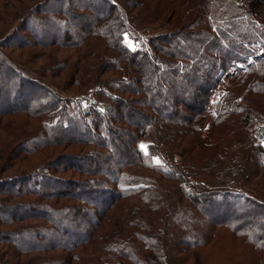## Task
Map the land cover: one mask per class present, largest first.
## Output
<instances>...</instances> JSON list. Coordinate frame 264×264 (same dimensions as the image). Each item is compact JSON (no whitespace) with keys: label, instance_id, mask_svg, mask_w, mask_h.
<instances>
[{"label":"trees","instance_id":"1","mask_svg":"<svg viewBox=\"0 0 264 264\" xmlns=\"http://www.w3.org/2000/svg\"><path fill=\"white\" fill-rule=\"evenodd\" d=\"M32 3L16 13L26 34L20 28L1 41L0 73L16 81L0 76L7 85L0 87V118L27 116L26 128L0 120L2 162L9 160L0 172L31 163L34 154L46 152L50 160L0 179V264H183L223 231L239 240L243 255L234 264H247V254L264 264V0ZM29 19L53 20L61 29L41 34ZM142 23L161 33L142 40L136 33ZM98 41L107 54L97 62L88 53L96 62L85 78L82 68L91 66L82 65V48ZM29 47L54 60L48 71L60 76L57 85L39 77L48 76L45 69L26 68L4 50ZM70 49L79 54L75 59L60 57ZM109 70L117 76L106 79ZM225 76L224 94L213 103ZM88 84L97 101L74 96ZM156 144L177 151L182 168L151 166ZM238 161L241 184L254 185L249 196L241 185L225 183ZM67 171L85 181L55 175ZM192 173L215 184H188ZM226 199L233 209L219 214ZM124 203L127 216L109 215ZM137 205L144 211L133 221ZM111 222L125 232L109 235Z\"/></svg>","mask_w":264,"mask_h":264},{"label":"rangeland","instance_id":"2","mask_svg":"<svg viewBox=\"0 0 264 264\" xmlns=\"http://www.w3.org/2000/svg\"><path fill=\"white\" fill-rule=\"evenodd\" d=\"M213 0H210V2ZM6 2V3H5ZM32 2H34V0H0V52L3 51V49L1 48V41H3L6 38V35H9V33L12 31H16L18 29H20L19 33L20 34H26V31H24L23 29V22H21V17L22 16H17L16 17V13L20 12L22 9H25L26 7L31 6L32 7ZM8 4V5H6ZM58 4H55V7H57ZM54 9V8H53ZM153 11V10H152ZM150 9V12H152ZM5 12H10L12 15L10 16H6ZM22 12V11H21ZM15 14V15H14ZM14 15V16H13ZM139 19L141 21L144 22V19H142V17L139 15ZM73 22V19L71 20V23ZM28 23L32 24V25H36L39 26L37 28H39L40 33L41 34H45V35H49L50 34H55L54 33V28H58L61 29L60 26L61 24L56 23L55 21H51L47 24H40L39 22H34V21H30V19L28 20ZM40 24V25H39ZM142 27H140L138 30H136V33L139 34H135L137 36H139L142 40H145L146 37L150 34H157V33H161L160 30L158 29V25H153V24H146V23H142ZM71 27H74L73 23L72 25H70ZM147 30V34L146 35H141L143 31ZM164 30V29H163ZM13 34V33H12ZM18 34V33H15ZM12 36V35H11ZM98 42H94L92 44H88L85 48H82L83 53L82 58H84L83 61V66H85V64H90V69H88L86 67L82 68V76L83 77H88V76H92L91 74V68L95 65V59L97 60V62L103 58L106 54H107V50L104 48H107L106 44L104 42L101 41V43ZM99 43V44H97ZM5 52L7 53V56L11 59H13L14 61H16L17 63H19L20 65H24L26 68H33V69H37V70H33V71H37V73H40L38 70L41 69H45L44 71H46V74L48 73V76H39L42 79L48 80V81H54V84L57 85V82L59 81L60 76H54L50 73V71H48V67L54 62V60H50V58H47L46 56H42V48L39 47H29V48H25V49H4ZM94 55L95 59H92L91 57H89V54ZM116 53V52H114ZM88 54V55H87ZM59 55H62L60 57H63L64 55H68V56H72L73 59H75V57H77L79 54H77L76 52H74V50H69L68 52L63 51H59ZM58 55V56H59ZM56 58V56H55ZM100 63V62H99ZM242 67V66H241ZM43 71V70H41ZM43 71V72H44ZM68 73V70L66 71ZM39 75V74H38ZM0 76H2L3 78H8L7 83L14 85L15 84V79H11L13 77V75L9 74V73H0ZM9 76V77H8ZM52 76H54V78H52ZM103 76H105L106 79H110L113 78L114 76H117L116 72H112V71H108L106 74H104ZM65 77V76H62ZM227 78L226 76L222 79L221 85L219 86L218 90L215 92V95L212 99V102H216L218 99H220L222 97V95L224 94V90L225 87L227 86ZM5 83H3V81L0 79V87L1 88H6ZM33 89V87H31ZM77 86L75 85H71L69 90H77ZM7 90V89H6ZM27 91V90H26ZM35 92V91H34ZM32 92V93H34ZM12 95V93L10 94V96ZM85 96L88 97L89 99H95L97 101V96L95 95V88H93L91 86V84H88V86H84L82 87L79 92L76 91L74 96L78 97V96ZM9 96V97H10ZM25 116L22 113H12L10 115H3L0 120L2 121H8L9 124H15V125H22L26 128V124L22 122V120H24ZM210 123L209 121H207V124H205V128H207V126H209ZM206 133V132H205ZM203 134L202 137H205L206 134ZM1 135L5 136L4 133L2 132ZM7 140V139H6ZM254 140V137L253 139ZM151 140H144L141 142V144L143 145V148H145V146L147 145V142H150ZM248 140L247 142L249 143ZM256 142V141H255ZM257 143V142H256ZM10 144V143H9ZM0 153H1V161H0V165L7 163L9 160H5L2 162V159H4V153H3V146L0 143ZM52 153V152H51ZM50 155L48 153H42V154H34L33 156H30V158L33 159V161L29 164L26 165V163H23L21 165H19L17 167L14 168H10V170H6V171H2L0 172V179L1 178H6L9 175H14L15 173H17V169L19 170H25L26 168H30L32 166L38 165L41 162H43V160L45 161H49L50 158H48ZM47 158V159H46ZM151 166H171V167H175L177 169H181L182 168V161H181V157L180 155L176 152H172L170 151L166 145L164 144H156V147L154 148V153L151 156ZM157 161H159V163H157ZM19 163V162H17ZM228 163L229 161H225L224 162V166L227 169L228 167ZM42 164V163H41ZM77 165L80 164V166L82 165L81 162H77ZM30 165V166H29ZM240 163L238 161V163H234L232 165V168L228 169L224 175V177H226L225 179V183L227 188L229 189H233L236 187H239V185L242 186V188L244 189L245 193L249 196L251 195L250 192H252V189L254 188L253 184H241L242 181V174L239 171H236V169L240 168ZM17 168V169H16ZM4 172V173H3ZM240 172V174H239ZM140 174H143L145 176H149V173H151L149 171V169H145L142 168L139 172ZM137 173V174H139ZM56 177L59 178H63L64 180H72V181H85V177L84 176H77V174H75L74 172L71 171H67L64 172L62 175L61 174H55ZM188 184H192L195 186H200V187H204V188H210L213 187V185L215 184V180H213L212 178L208 177V176H204V175H200V174H196V173H192L189 175L188 177ZM167 185H169V187L173 186L174 188H176V185L172 182H169ZM61 188V186H60ZM3 195H0V199L2 198ZM2 204H4V207L9 206V203H4L1 202ZM133 206V205H132ZM135 206V205H134ZM228 206L231 207V209H233V204L231 203V199H226L223 206H219L217 207L215 210L219 213L222 214L227 212L228 210ZM126 207L127 205L124 203L119 209L117 210H113L109 213V215L112 214H116L117 216H122L126 215L127 216V212H126ZM136 212H135V218L132 219L133 221H137L139 219V217L142 215V210L138 207V205L136 206ZM247 211V209L245 210ZM6 212V213H5ZM89 214H92V210L89 209L88 210ZM4 215L6 217L11 216V211L9 209H7L6 211H4ZM134 213V211H133ZM123 214V215H121ZM247 215H249V213L247 212ZM250 217V215H249ZM112 218V216H111ZM88 218L84 220L85 223H88ZM262 222V221H261ZM112 223V222H111ZM263 223V222H262ZM0 230H3V227H0ZM106 232L109 233V235H122L125 232V227L123 228L121 224L119 223H112L110 224V228H107ZM47 236L49 235V233H45ZM229 235V233L227 232H219L217 234V236H213L211 237V242L214 244L213 246L209 245V246H205L199 249H195L192 250L191 252H189L187 254V261H185L183 264H234L235 262H239L240 260V256L238 255H243V252L241 250L239 240L238 238H232ZM213 238V239H212ZM22 240L24 241H28L29 239L27 237L22 238L20 241L22 242ZM55 240H62L64 243L69 242L70 238H68L67 236H63V235H57V238L55 237ZM236 243V245L234 244ZM84 250V249H83ZM165 252L168 253V249L165 248ZM229 257H231V261L229 262ZM253 255L251 254H247L246 257L244 258V261H246L247 264H253L255 262V260H252ZM228 260V261H227Z\"/></svg>","mask_w":264,"mask_h":264},{"label":"snow or ice","instance_id":"3","mask_svg":"<svg viewBox=\"0 0 264 264\" xmlns=\"http://www.w3.org/2000/svg\"><path fill=\"white\" fill-rule=\"evenodd\" d=\"M157 163H159V161H157Z\"/></svg>","mask_w":264,"mask_h":264}]
</instances>
